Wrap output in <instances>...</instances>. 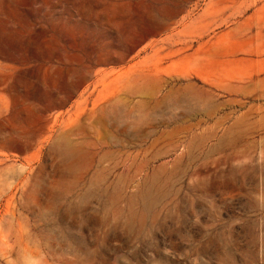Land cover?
Returning a JSON list of instances; mask_svg holds the SVG:
<instances>
[{"label":"rangeland","instance_id":"obj_1","mask_svg":"<svg viewBox=\"0 0 264 264\" xmlns=\"http://www.w3.org/2000/svg\"><path fill=\"white\" fill-rule=\"evenodd\" d=\"M0 264H264V0H0Z\"/></svg>","mask_w":264,"mask_h":264},{"label":"bare ground","instance_id":"obj_2","mask_svg":"<svg viewBox=\"0 0 264 264\" xmlns=\"http://www.w3.org/2000/svg\"><path fill=\"white\" fill-rule=\"evenodd\" d=\"M180 53H182V50H177V51H172V53H171V55L173 56V55H175V54H180ZM68 193V192H67Z\"/></svg>","mask_w":264,"mask_h":264}]
</instances>
